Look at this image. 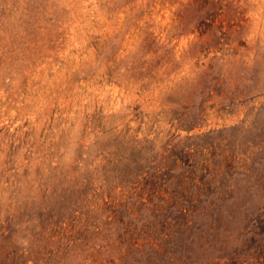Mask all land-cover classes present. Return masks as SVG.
Returning a JSON list of instances; mask_svg holds the SVG:
<instances>
[{
  "label": "rangeland",
  "instance_id": "1",
  "mask_svg": "<svg viewBox=\"0 0 264 264\" xmlns=\"http://www.w3.org/2000/svg\"><path fill=\"white\" fill-rule=\"evenodd\" d=\"M0 264H264V0H0Z\"/></svg>",
  "mask_w": 264,
  "mask_h": 264
}]
</instances>
